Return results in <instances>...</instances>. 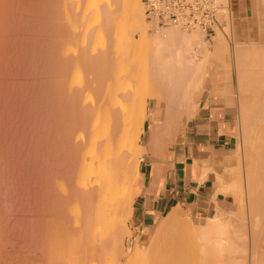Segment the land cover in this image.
<instances>
[{"label": "bare ground", "instance_id": "1", "mask_svg": "<svg viewBox=\"0 0 264 264\" xmlns=\"http://www.w3.org/2000/svg\"><path fill=\"white\" fill-rule=\"evenodd\" d=\"M215 2V32L207 39L199 28L148 21L140 0H0L6 260L15 252L27 264H264V0H254L257 47L252 28L236 36L235 19L243 16L232 0ZM221 20L231 25L221 29ZM228 37L242 100L234 165L216 178L236 209L216 208L218 217L196 227L175 207L130 245L134 202L160 187L159 161L174 130L196 114L209 71L222 69L224 86L216 89L231 104ZM147 115L151 137L141 144ZM146 152L157 159L148 189L140 169ZM211 169L203 168L204 176ZM244 204L249 249L244 222H229L245 215Z\"/></svg>", "mask_w": 264, "mask_h": 264}, {"label": "crops", "instance_id": "2", "mask_svg": "<svg viewBox=\"0 0 264 264\" xmlns=\"http://www.w3.org/2000/svg\"><path fill=\"white\" fill-rule=\"evenodd\" d=\"M232 4L234 13L243 16L235 19L236 27L239 29L236 36L240 39L244 38L246 34L243 35L240 29L249 27L252 28L249 33L251 38L257 32L258 25L259 9L254 6V0H232ZM218 25L223 29L225 21H219ZM229 44L232 45L230 39ZM229 67L231 104L227 100L226 92L217 91L224 86L223 78L218 77V71L221 70L222 74V69L209 71L203 79L202 89L195 96L198 102L196 114L188 119L186 125L174 130L171 144L169 143L159 161L162 170L160 187L154 196L145 192L137 197L138 204L133 208L132 218L143 227V232L140 233L149 234L155 219L166 216L175 207L188 215L196 227L204 223L206 217L214 214L217 216L216 208L227 211L236 209L233 206L235 203L233 196L218 191L219 183L216 178V173H221L224 168L234 165L231 156L232 150L236 148L234 135L236 136V110L239 106V98L233 81V76H236L235 69L232 72L231 66ZM221 74L219 73L220 76L223 75ZM158 103L161 105V101ZM147 118L144 144L149 142L152 129L149 121L153 117L147 115ZM153 162H157V159L150 153L146 152L142 155L140 169L143 173L144 189L150 187L152 176L150 170ZM208 167L212 169L204 176L203 168ZM234 222H237L236 219L233 220ZM237 256L234 257L238 258Z\"/></svg>", "mask_w": 264, "mask_h": 264}, {"label": "built area", "instance_id": "3", "mask_svg": "<svg viewBox=\"0 0 264 264\" xmlns=\"http://www.w3.org/2000/svg\"><path fill=\"white\" fill-rule=\"evenodd\" d=\"M144 5L145 18L155 20L158 26L181 24L191 29L199 28L210 39L215 32V0H140Z\"/></svg>", "mask_w": 264, "mask_h": 264}, {"label": "rangeland", "instance_id": "4", "mask_svg": "<svg viewBox=\"0 0 264 264\" xmlns=\"http://www.w3.org/2000/svg\"><path fill=\"white\" fill-rule=\"evenodd\" d=\"M226 25H231V21L230 20H228V22H225V26ZM251 31V29H249V32ZM250 36L251 35H249L248 37H249V41H250V45H255V47H257L259 44V41L261 40L262 41V37H259L258 36V33L257 32H255L254 33V35L250 38ZM229 39L231 40V38L230 37H228V42H229ZM231 42H233L232 40H231ZM233 43H232V45L230 46V44H229V48H230V51H231V53L229 54L230 55V57H229V66H231V68H232V72H234V67H235V63H234V54H233ZM230 68V67H229ZM228 81L231 83V74H230V72H229V75H228ZM233 81H234V84H236V90H237V77L236 76H233ZM237 96H238V98H239V103H240V100H242L241 99V97H240V95H238V91H237ZM149 100H152L153 101V98H152V96H148V99H147V108L148 109H150L152 106H153V103H154V101L152 102V103H149L148 101ZM147 109V110H148ZM148 119V118H147ZM146 119V120H147ZM234 139H235V142H237V138H236V136L234 135ZM145 140H146V130H144L143 131V133H142V135H141V140H140V143L141 144H144L145 143ZM241 166H242V163H241ZM138 204V199H136L135 200V202H134V206H136ZM245 205V212H244V218L243 217H240L239 219H241L242 218V220H244V221H242V220H239L238 219V217L237 218H235L236 216H232V217H234V218H230V216H229V218L231 219H229V222H231L230 224L231 225H236V224H234V223H237L238 224V221H239V224L240 223H242L243 224V222H244V224L243 225H245L243 228H245L244 230H246L245 232H246V234H247V237H246V243H247V249H249V247H250V243L248 242V240H249V237H248V232L250 231L249 230V220H248V212H247V208H246V204H244ZM227 211V210H226ZM247 212V213H246ZM233 215V214H232ZM216 217H218V216H216ZM236 219V221L237 222H234L233 223V220H235ZM242 221V222H241ZM151 224V223H150ZM129 225H130V227H131V229L134 231V232H136L135 234H134V236L133 237H131L130 239H128L127 240V243L128 244H132L133 243V239L136 237V235H137V233H140L142 230H143V227L142 226H140V224H139V222H137L134 218H132L131 219V221H130V223H129ZM154 225V224H153ZM249 230V231H248ZM0 232H2V228H1V230H0ZM2 234L0 233V236H1ZM0 238H2V237H0ZM2 245H5V244H3V241L0 239V247L2 246ZM6 245H9V244H6ZM13 251H16V252H19V249H20V244L19 243H13ZM10 249V247H6V250H9ZM18 250V251H17ZM247 253H248V250H247ZM5 253H2V250H1V248H0V264H3L4 263V259H5V255H4ZM3 255V256H2ZM11 256H12V254H11ZM23 256V255H22ZM21 255H19V257H18V254H16L15 252H14V255L10 258V259H8V260H6L7 262H9L10 264H11V262H12V264H27L26 263V261H23V257H22ZM248 256V255H247ZM25 260V259H24ZM248 260L246 259V262H247ZM3 262V263H2ZM248 263V262H247ZM28 264H35V263H28Z\"/></svg>", "mask_w": 264, "mask_h": 264}]
</instances>
